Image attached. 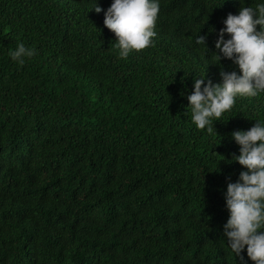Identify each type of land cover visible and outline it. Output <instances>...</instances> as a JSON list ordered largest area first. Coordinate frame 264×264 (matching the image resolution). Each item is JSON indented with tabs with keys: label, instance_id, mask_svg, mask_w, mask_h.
Listing matches in <instances>:
<instances>
[{
	"label": "trees",
	"instance_id": "trees-1",
	"mask_svg": "<svg viewBox=\"0 0 264 264\" xmlns=\"http://www.w3.org/2000/svg\"><path fill=\"white\" fill-rule=\"evenodd\" d=\"M112 2L0 0V264H253L228 247L225 194L247 171L231 134L264 124V92L237 96L216 134L187 97L239 75L215 42L264 0H158L152 45L127 58Z\"/></svg>",
	"mask_w": 264,
	"mask_h": 264
},
{
	"label": "clouds",
	"instance_id": "clouds-1",
	"mask_svg": "<svg viewBox=\"0 0 264 264\" xmlns=\"http://www.w3.org/2000/svg\"><path fill=\"white\" fill-rule=\"evenodd\" d=\"M94 10L102 11L98 6ZM158 13V0H113L105 12L104 27L114 33L120 58L152 45ZM223 23L215 42L219 55L214 54L218 65L221 56L231 60L239 75L221 70L220 84L205 83L204 77L195 79L187 97L192 123L210 134L215 133L213 119L219 121L230 111L237 96L255 97L264 92V3L255 8L240 7L238 15L228 14ZM225 35L230 38L225 40ZM196 43L205 46L206 36H198ZM9 54L22 66L25 58L36 52L21 43ZM231 136L240 148L239 156L233 159L247 171L240 173L238 182L227 185L229 217L223 226L224 235L232 253L240 256L246 247L253 264H264V124L255 122L248 131L237 130Z\"/></svg>",
	"mask_w": 264,
	"mask_h": 264
}]
</instances>
